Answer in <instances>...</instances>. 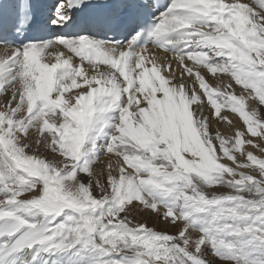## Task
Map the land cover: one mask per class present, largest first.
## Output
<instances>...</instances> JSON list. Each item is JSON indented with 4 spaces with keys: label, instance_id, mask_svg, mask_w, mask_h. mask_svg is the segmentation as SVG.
<instances>
[{
    "label": "snow or ice",
    "instance_id": "6c2138e0",
    "mask_svg": "<svg viewBox=\"0 0 264 264\" xmlns=\"http://www.w3.org/2000/svg\"><path fill=\"white\" fill-rule=\"evenodd\" d=\"M34 19L0 4V264H264V159L193 106L198 82L219 116L201 68L230 74L240 95H219L264 137L245 108L264 105V0H51ZM144 210L169 230L130 219Z\"/></svg>",
    "mask_w": 264,
    "mask_h": 264
},
{
    "label": "bare ground",
    "instance_id": "6f19581e",
    "mask_svg": "<svg viewBox=\"0 0 264 264\" xmlns=\"http://www.w3.org/2000/svg\"><path fill=\"white\" fill-rule=\"evenodd\" d=\"M6 4L11 7L15 8V2L16 0H5ZM241 3L249 2V0H240ZM2 45H0V53H2ZM65 57L70 56L71 53L67 52V50H63ZM74 54H71V56ZM55 58V57H54ZM74 58V57H73ZM74 60V59H73ZM79 60L75 58V61L73 62L74 65L79 64ZM150 67V65H148ZM84 67L87 69V62H84ZM202 75H204L206 82L209 84L211 90L212 88H217L219 86V92H234L236 95H240V86L235 84L234 79L230 77V74H222L217 72L216 74H210L206 68H201ZM219 77V79L217 78ZM79 79V78H78ZM228 85H231V88L228 87ZM83 86V85H82ZM195 88L197 89V93L200 96V100L194 102L193 106H195V103L203 102L204 104V113L209 117L208 124H209V133L211 131H215V133H219L222 137H224L226 140H233L235 138L236 132L239 130L240 132H243V139L248 140L251 138L256 139L258 143L261 145L259 149H254L249 144H244L243 147L245 149V157L247 151H252L255 156H257L260 159H264V137L257 135L256 137L251 136L250 133L247 132L246 125L243 122V119L239 116V113L233 112L230 107H228L226 103L227 97L219 95V92L213 93V98L217 99V103L221 105L220 108V114L219 116H212V108L209 104L206 95L204 94L203 90L199 88L198 82L195 84ZM245 96L247 99L245 100V108L246 110H250V107L253 105H256L258 107V116L260 119L264 120V114L259 110V105L257 102L258 97L248 96V93H245ZM227 116L228 120H223L221 117ZM258 129V133H259ZM107 166L109 163L112 164V161L107 160L106 161ZM106 166V167H107ZM241 171H246L249 174L248 169H241Z\"/></svg>",
    "mask_w": 264,
    "mask_h": 264
},
{
    "label": "rangeland",
    "instance_id": "374dc122",
    "mask_svg": "<svg viewBox=\"0 0 264 264\" xmlns=\"http://www.w3.org/2000/svg\"><path fill=\"white\" fill-rule=\"evenodd\" d=\"M227 2H233V0H227ZM72 57H74L73 58L74 59L73 62L75 61V58H77L79 60V58L75 57V55H72ZM50 62H55L54 56L51 58ZM82 87H84V86H82ZM71 91H76V90L72 89ZM54 95H55V93H54ZM67 95H68V93L66 92L65 96L67 97ZM252 96L255 97L254 93L252 94ZM2 100H3V97H0V101H2ZM257 102H258V105H259V101L258 100H257ZM259 110L262 112V114H264V105H259ZM31 131H32L33 135H35V136L39 135L38 133H36L35 129H33ZM210 134L213 135V136L216 135L215 131H211ZM250 139H252L255 142L254 145H250L254 149H259L261 147V145L258 143V141L256 139H253L251 137H250ZM214 143L217 145V154L219 155V149H218L219 141H214ZM26 151H28L29 154L42 155L45 159L49 158L47 151H44V150L38 148L35 145V142H33V146L31 148L27 149ZM236 155H237L238 159H245L246 160L245 156L241 157V155L239 153H236ZM107 160L112 161V168L111 169H109L108 166H107V163H106ZM221 162H224V161L221 160ZM246 162L251 164L250 161H246ZM247 169L249 170V172L251 174L255 175L257 177V179H260L259 171H258V164H252L251 168H247ZM253 170H255V171H253ZM93 171H95L96 173H100L101 174L100 178L104 182H106V180H107V175H108L109 171H111L113 175L117 176V178L119 177V169L116 166V162H115V157L114 156H112L111 159H110L109 155H101L100 158H99V161L94 163ZM133 172H134L133 169H131V168L126 166V174H132ZM221 191H228V189H221ZM93 195H95L97 198H99V196L101 194L99 193L98 190H94L93 191ZM130 219H132L135 223H146L149 227H153L156 230H169L168 229V224L166 222H163V221L156 222V220L153 217H151V215H150L148 210H144L143 214H140L139 211H136V212H134V213H132L130 215ZM209 255H211V254H209ZM205 258L207 259L208 257H205ZM217 264H219V262H217Z\"/></svg>",
    "mask_w": 264,
    "mask_h": 264
}]
</instances>
